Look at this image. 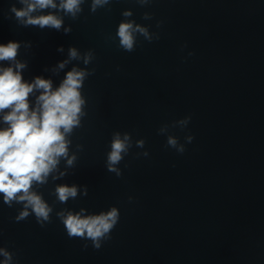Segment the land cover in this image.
Returning <instances> with one entry per match:
<instances>
[{"label": "water", "instance_id": "obj_1", "mask_svg": "<svg viewBox=\"0 0 264 264\" xmlns=\"http://www.w3.org/2000/svg\"><path fill=\"white\" fill-rule=\"evenodd\" d=\"M55 3L31 15L60 17L59 30L23 26L11 10L24 7L20 0H0V44H20L24 81L42 77L55 89L73 68L87 73L67 157L31 188L52 209L49 219L38 222L29 207L18 220L24 202L9 206L0 194L8 264H264V0H109L95 12L83 0L75 18ZM122 22L151 39L137 32L125 51ZM39 95L30 94V108ZM116 133L130 137L119 175L107 166ZM61 185L77 196L60 202ZM112 208L119 219L99 249L69 237L59 215Z\"/></svg>", "mask_w": 264, "mask_h": 264}, {"label": "clouds", "instance_id": "obj_2", "mask_svg": "<svg viewBox=\"0 0 264 264\" xmlns=\"http://www.w3.org/2000/svg\"><path fill=\"white\" fill-rule=\"evenodd\" d=\"M82 2L83 0H60L59 8L75 18L81 11ZM108 2L109 0H93L92 11L95 12L98 6ZM20 3L24 7H13L11 10L23 26H47L57 30L61 28L63 21L56 15H31L37 9L57 8L55 0H20ZM123 15L130 16L131 13L125 12ZM145 18H148L147 14ZM68 31L70 29H65V32ZM137 32L151 39L146 28L132 22H122L117 31L120 47L128 52L133 51L134 34ZM19 47V43L12 41L0 44V61L14 63V66L0 67V112L9 110L3 116L8 127L0 129V194H3V201L9 206L13 201L24 202L25 210L17 217L18 220L28 216L27 209L30 207L38 222L47 221L52 209L31 188L34 181L45 183L48 175L56 168L59 158L67 157L68 141L65 135L79 125L84 104L79 89L87 73L73 68L55 89L51 80L42 77H36L31 83L26 82L21 74L26 64L16 60ZM77 57V50L70 48L69 58ZM88 61L89 57H86L85 63ZM66 63L67 61L60 63L58 67L62 69ZM37 90L40 95L36 99V107L30 108L29 96ZM191 139V136L188 137L189 142ZM129 140L128 134L123 138L119 133L114 134L111 151L107 156V166L109 171L116 172L117 175L120 173L115 165L122 160V153H127ZM138 144L142 146L143 141ZM168 144L175 147L177 141L169 137ZM178 150L184 152L182 146ZM73 160L74 157L68 159L70 166ZM77 191L75 186L61 185L57 186L55 194L60 202H66L69 198L74 199ZM84 194H87L86 189ZM59 215L69 237L90 239L97 249L101 246L100 241L110 233L119 219L116 208L91 216L72 212ZM0 253L6 257L4 264H8L10 254L3 249H0Z\"/></svg>", "mask_w": 264, "mask_h": 264}]
</instances>
